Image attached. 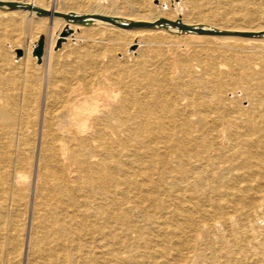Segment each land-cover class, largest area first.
<instances>
[{
	"label": "bare ground",
	"instance_id": "6f19581e",
	"mask_svg": "<svg viewBox=\"0 0 264 264\" xmlns=\"http://www.w3.org/2000/svg\"><path fill=\"white\" fill-rule=\"evenodd\" d=\"M165 1L0 0V264H264V0Z\"/></svg>",
	"mask_w": 264,
	"mask_h": 264
},
{
	"label": "rangeland",
	"instance_id": "374dc122",
	"mask_svg": "<svg viewBox=\"0 0 264 264\" xmlns=\"http://www.w3.org/2000/svg\"><path fill=\"white\" fill-rule=\"evenodd\" d=\"M62 1L63 0H45V7H47V8H56L57 10H62L63 9V7H64V5H63V3H62ZM97 1H99V2H102V3H109L110 2V0H97ZM186 1V0H185ZM205 1V0H204ZM203 1V2H204ZM168 2H169V4H170V8L173 10V11H175V13H176V15H178V16H182V15H184V16H187V17H192V14H191V9L189 10V8L190 7H188V5H185V4H182L181 3V0H168ZM168 2L167 1H165L164 2V4H163V6L164 7H166L167 5H168ZM205 2H208V1H205ZM217 3H215V4H217L218 6H216V11L218 12L217 14H219V15H217V14H214L212 11H213V9H211V10H208V12H207V16L203 19V20H207L206 22H210V23H219L220 25H222L223 26V21L221 22V19L222 18H225V16H227V15H231V13H234V14H232V15H235V13H237L239 10L236 8V7H234V8H229V7H226L223 3H220V2H222V1H220V0H217L216 1ZM153 4L155 5V6H157L158 7V4H159V0H153ZM182 4V5H181ZM221 4H223V5H221ZM221 5V6H220ZM222 6H224V7H222ZM217 7H219V8H217ZM184 8V9H183ZM188 8V9H187ZM226 9V10H225ZM235 11H234V10ZM234 12H233V11ZM126 11V10H125ZM231 11V12H230ZM184 12V13H183ZM225 12V13H224ZM210 13V14H209ZM223 13H224V15H223ZM210 15H211V17H210ZM222 15V16H221ZM217 18V19H216ZM216 19V20H215ZM72 20V19H71ZM220 20V21H219ZM78 31H80V30H78ZM75 31L73 30V31H71V32H68V33H70V34H72V33H74ZM41 36H43V43H44V51H43V55L42 56H45L46 55V64L45 65H47V62H48V54H49V49L48 50H46V45H45V34L43 33ZM41 36H39V37H35V36H32V35H25L24 37H23V39H22V41H20V42H18V43H20L19 44V49L18 48H15V47H13V45H12V42H11V40L9 41V40H7V42H5V44H6V49H8L9 50V52H14L13 53V59H14V61L16 62V63H20V66H22V64L23 63H26V62H28V56L27 55H25L24 54V50H26L27 48H29L30 46H35L36 44H37V42H38V40L40 39V37ZM82 42L84 43V39H83V37H80V39L79 40H77V41H73V43H74V45H76V46H79V45H81L82 44ZM144 41H142V43H143ZM35 43V44H34ZM62 43H63V41H61V45H62ZM140 44V46L142 47V45L143 46H146V44H145V42L143 43V44ZM61 45H59L58 47H60ZM140 46H136V45H133V46H128L127 47V50H126V53H124V51H121V50H119L117 53H116V56H118L120 59H123V60H125L126 59V61H128L129 63H133V62H135V61H137L138 60V53L136 54V52H135V50H138L139 49V47ZM48 48V47H47ZM194 49V48H193ZM19 50H21V54H19L18 53V51ZM34 50V49H33ZM192 49H190L189 50V52L190 53H192ZM31 59L34 57V55H33V51H32V54H31ZM129 56V57H128ZM132 56V57H131ZM194 61V62H193ZM192 61V63H196V61L195 60H193ZM30 62H31V64H35V65H37V63H36V61H32V60H30ZM41 64L43 63V61L41 60V62H40ZM42 66H43V64H42ZM47 67V66H46ZM239 94H241L240 92H239ZM230 96H233L232 94L230 95ZM242 99V98H241ZM244 100V99H243ZM28 221V222H27ZM28 227V228H27ZM31 227V216H30V213L29 212H27V214L25 215V217H24V220H23V229H22V231H21V235L22 236H20V239H21V252H20V257H19V261H20V263L22 264L23 262V264H25L26 263V259H27V256L28 255H26V254H28L29 253V249L31 248V246H32V235H31V233H32V228H30ZM26 232V233H25ZM30 234V235H29ZM29 235V236H28ZM23 240V241H22ZM24 243V244H23ZM26 244V245H25ZM24 247H25V249H24ZM27 248H28V250H27ZM24 251H25V253H24ZM28 251V252H27ZM26 255H24V254Z\"/></svg>",
	"mask_w": 264,
	"mask_h": 264
},
{
	"label": "water",
	"instance_id": "95a60500",
	"mask_svg": "<svg viewBox=\"0 0 264 264\" xmlns=\"http://www.w3.org/2000/svg\"><path fill=\"white\" fill-rule=\"evenodd\" d=\"M43 37H41L37 43V46L35 48L34 54L38 56V61L41 62V57L43 55L44 51V43H43ZM19 54H21V50L18 51Z\"/></svg>",
	"mask_w": 264,
	"mask_h": 264
}]
</instances>
